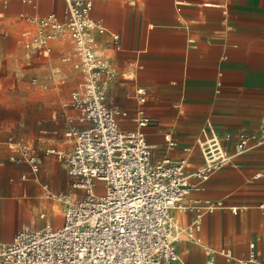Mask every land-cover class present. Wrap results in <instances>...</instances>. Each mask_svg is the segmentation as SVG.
I'll return each instance as SVG.
<instances>
[{
  "label": "crops",
  "instance_id": "crops-1",
  "mask_svg": "<svg viewBox=\"0 0 264 264\" xmlns=\"http://www.w3.org/2000/svg\"><path fill=\"white\" fill-rule=\"evenodd\" d=\"M64 9V0H0V241L23 225L61 226L64 204L53 195L81 194L65 164L46 152L73 146L65 131L78 111L66 102L83 78L74 60L63 59L72 45L64 38L50 54L29 58L23 47L24 34L34 29L27 16L63 19ZM90 15L106 28L96 50L115 72L106 103L127 112L121 119L129 125L143 108L155 159L187 157L190 172L203 164L204 140L218 136L233 153L240 131L264 127V0H95ZM74 74L81 80L72 87L67 80ZM167 133L177 141L171 149ZM10 136L36 150L37 171L9 160L16 152ZM203 184L185 202L214 208L202 210L193 237L186 229L196 214L173 210L184 229L181 260L204 264L206 247L246 258L251 241L264 260V144L235 156ZM215 264L228 262L217 254Z\"/></svg>",
  "mask_w": 264,
  "mask_h": 264
},
{
  "label": "built area",
  "instance_id": "built-area-1",
  "mask_svg": "<svg viewBox=\"0 0 264 264\" xmlns=\"http://www.w3.org/2000/svg\"><path fill=\"white\" fill-rule=\"evenodd\" d=\"M64 1L63 19L54 13L26 17L34 29L24 34L23 47L29 58L50 54L53 43L64 38L72 45V52L63 59L74 60L83 78L66 102L78 111L77 123L71 122L65 131L73 146L69 151L51 147L46 152L65 164L72 187L81 194L53 195L64 204L62 225H23L11 240L0 241V264H186L177 251L184 229L173 210L196 214L186 229L187 236L193 237L202 210L212 211L214 205L203 208L198 200L186 203L187 196L204 188L203 183L232 164L235 156L263 145L264 127L240 131L233 153L218 136L204 140L200 144L203 164L190 172L187 157L155 159L144 131L150 118L143 108L129 125L121 119L127 112L106 103L107 86L115 72L96 50V36L106 28L90 15L95 0ZM164 139L169 149L177 145L170 133ZM8 141L16 143L9 160L28 163L37 171L36 150L23 139L10 136ZM205 251L204 264H215L217 254L228 264H264L254 241L246 258H236L228 248L206 247Z\"/></svg>",
  "mask_w": 264,
  "mask_h": 264
},
{
  "label": "rangeland",
  "instance_id": "rangeland-1",
  "mask_svg": "<svg viewBox=\"0 0 264 264\" xmlns=\"http://www.w3.org/2000/svg\"><path fill=\"white\" fill-rule=\"evenodd\" d=\"M66 42H70L68 38H66ZM81 80V77L78 75V74H74V75H71L67 82L69 85H71L72 87H75L77 85V82Z\"/></svg>",
  "mask_w": 264,
  "mask_h": 264
}]
</instances>
